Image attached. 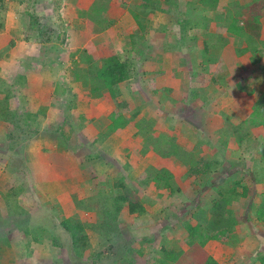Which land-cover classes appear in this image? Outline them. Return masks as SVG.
Returning a JSON list of instances; mask_svg holds the SVG:
<instances>
[{
    "label": "rangeland",
    "instance_id": "rangeland-1",
    "mask_svg": "<svg viewBox=\"0 0 264 264\" xmlns=\"http://www.w3.org/2000/svg\"><path fill=\"white\" fill-rule=\"evenodd\" d=\"M255 1L264 0H250L249 3ZM92 2L93 0H6L5 8L0 9V33L9 31L11 39L7 49L0 47V62L10 64L6 68L9 80L2 77L0 79L7 82L11 89V97L6 100L9 113L13 118H19L18 126L17 123L13 125L11 121L6 122L5 109L0 112V139L3 137L10 147L18 148L20 143L36 136L55 138L59 147L73 155L75 170L78 171L74 177L72 203L66 209L58 208L59 201L53 192H41L36 185L28 184L20 189V183H17L11 194H6L9 192L7 184L4 185L8 177L4 178L6 182L0 181L3 182L0 186V264H163L161 259L167 257L166 252H185L188 249L187 224L196 226L213 219L209 211L210 203H219L226 210L233 211L235 219L239 221L233 233L242 230L254 236L263 232L259 231L257 212L264 206V193L257 191L253 176L242 180V173L263 172L256 179L264 177V165L261 166V161L264 162V147L260 150L264 146V128L253 127L242 149L234 145L232 140L225 150L216 144L217 132L214 131L213 124L218 121L217 107L213 112L210 111L213 109L209 104L210 93L204 92L196 100L189 99L188 107L183 109L179 97L173 100L167 98L169 93L162 92L165 89L163 84H166L160 78L162 73L149 72V60L143 63V54L156 51L172 54L166 73L170 74L172 71L174 75L178 68L181 70L180 64L185 59L189 64L188 71L191 72L189 77L193 79L190 81L189 91L193 92L194 89H201L199 79L202 76L208 78L213 71L210 65V60L215 56L213 49L209 44L204 48L203 42L197 44L195 39L192 44H189L190 39L187 44L178 46L176 41L181 32L178 26L181 17L177 14L167 16L161 10L147 9L143 16L144 29L141 31H145L148 25L160 32L159 28L168 24L171 28H167L165 35L161 33L156 39L158 45L164 42L167 45L164 44V48H158L157 45L150 49L146 36L152 34L145 32L147 34L141 36L138 33L141 37L133 43L131 57L119 50L120 57L132 62L140 74L121 88L124 93V97L120 98L121 106L111 99L107 91L101 99L90 98L89 88L72 79L77 65L82 69L89 67L85 50H90L92 56L95 55L92 47L94 43L91 42L86 49H75V45L71 44L70 30H79L82 25L81 30H88L91 23L77 13L71 14L69 8H74L75 12H87V6ZM227 2L228 0H222L221 4L226 5ZM245 2L248 3V0ZM133 13L141 14L138 5L133 6ZM197 17L200 16H195L194 20ZM96 19L99 21L94 16L92 22L97 23ZM133 19V23L137 25L135 17ZM33 21L40 29L41 36L28 32V26ZM93 27L92 32L96 35L104 31L95 24ZM167 36L170 41L166 42ZM209 39V36L207 39L200 38L206 41ZM142 42L144 48L141 46ZM188 44V49H183ZM31 67L35 70L28 73ZM255 68L264 71L262 66ZM19 76H25L27 80L24 81L35 90L29 91L32 100L21 90L26 86L20 83L24 81ZM221 82L227 87L233 83L232 80ZM235 82L245 83L240 80ZM55 85L59 88L52 94L53 103L46 106L48 103L44 102L43 105L41 99L45 96L40 95L41 89H54ZM216 87L217 84L214 87L217 92ZM242 98L245 102L244 109L251 108V101L256 99L249 97L246 102L247 98ZM221 99L226 105L225 99ZM125 100L134 104L133 112L139 111L133 124L120 133L109 135L105 134L107 126L104 131L99 130V135L93 136V128L103 126L98 121L101 110L109 115L116 108L124 109L127 104ZM51 107V123L46 124L48 115L42 116V113L35 111L48 112ZM249 114L250 112L242 113L240 117L236 115L230 121L235 125L239 118L245 115L248 117ZM107 117L106 124H110L109 116ZM140 119L148 120V125L153 130L152 138L155 139H149V150L145 147L146 142L137 135L136 123ZM228 136L223 134L221 140H226ZM229 137V140L234 139L231 135ZM132 153L133 171H130V164L126 165L125 161L130 159ZM215 154H220L225 162L216 170L214 186L207 187L204 176L189 175V172L193 162L204 158L208 160ZM161 172L172 175L171 188L157 187L151 181V178ZM230 178L235 180L234 184L239 183L235 195L232 194L233 182ZM125 189L137 196L133 198L134 202L144 206V213L138 214L139 220L134 224L133 217L137 215L123 210L117 213L116 206L125 202L113 200L114 197L123 195ZM103 191L107 195L101 197ZM102 199L103 202L99 204ZM78 203H83V209L78 208ZM106 211L110 213L109 216ZM245 217L249 218L248 224L244 223ZM65 219L69 220L71 227L78 223L84 225V231L71 237L61 225ZM29 233L40 237L41 242L26 240L32 236ZM82 236L87 237L86 241L78 238Z\"/></svg>",
    "mask_w": 264,
    "mask_h": 264
},
{
    "label": "crops",
    "instance_id": "crops-1",
    "mask_svg": "<svg viewBox=\"0 0 264 264\" xmlns=\"http://www.w3.org/2000/svg\"><path fill=\"white\" fill-rule=\"evenodd\" d=\"M94 1L95 0H93L92 3L88 4V8H86V10H90L91 6H93ZM205 1L207 0H153V2H155L159 7L156 11L161 10L163 15L167 16L177 14L179 17H181V23L179 22L178 24V26L181 28V32L179 33L178 41H176V44H178V46L183 43L187 44L190 39L191 40L189 44L193 43V39L196 40L197 44L201 43L202 41L204 48L209 44V47L212 48L215 52V56L212 58V60L215 61L217 59V64H225V71L221 73V76H219L217 80L211 81L208 87L200 85V90L194 89L193 92H191L189 91V84L193 79L191 76V78L189 77L191 72L189 73L188 71L189 64L185 59L180 64L182 66L181 70H179L178 68L177 73L174 75L172 71L170 72V74L166 73L168 72V64L170 62L172 54H161L162 51L143 54V63L149 60L151 64L149 72L155 71L162 73L160 78L162 79V81H166V84H163V88L168 89L167 93H169V96H167V98L176 100L179 97L178 100H180L183 109L188 107V97L191 94H198L197 98L193 99L196 100L199 98V95L203 96L205 94L204 92L208 91L210 93L209 104L210 108H213L210 111L213 112L217 107L216 115L219 119L217 118L218 121L213 124V129L215 132H217L216 144L220 145L223 142L221 140V129H228L229 127L233 129V127L241 124L247 118L245 115L243 116V118H239V121H236L237 124L233 125L232 121L230 120L236 118V115L240 117L242 113L247 114L250 112L251 114L255 110L264 113V71H258L255 68V66H262L264 69V54L263 56L258 54L257 57H255V55L251 52L240 54V51L238 50L242 48L245 49L248 45L245 42L243 43L241 41H237L235 37H233V35L226 33V29H224L223 27V25H225V17L228 14L227 3L226 5H224L221 4L222 0H219V2L217 1V7L216 10H214L208 5H205ZM208 1L213 2L214 0ZM245 1L246 0H241L242 3H245ZM249 1L250 0H248V3ZM142 4L143 0H110L108 3L107 13L111 21V26L106 28L104 31L97 33L95 37L90 34L89 29L81 30L83 25L79 30H74V28H72L70 30L72 46L75 45V49H86L87 47L89 48V44L91 42L94 43L95 41L99 40L110 41L119 56V50H121L131 57L133 54V43H135L137 39L143 34L150 33L152 35L148 37L146 36V42H148V44L150 43V49L154 48V46L157 47L158 44L156 42V39L159 38L158 35H160L161 33L165 35V33L167 32V28L171 27L165 23L164 28H159L161 30L160 32H158L154 28L152 29L151 26L147 25L145 31L142 32L141 29H139L138 25L133 23V6H141ZM151 4L152 2H150L149 6H151ZM73 9L74 8L72 7L69 8V12H71V14L77 13L79 14V16H81V13H83V11L80 10L75 12L73 11ZM195 16L200 17H197V19L194 20ZM261 22V39L264 43V18ZM220 26L221 28H219ZM201 27H203V29ZM138 33H140L141 36ZM208 36L210 37L208 41L200 40V38L207 39ZM10 41L11 39L9 31L0 33V47H5L7 49ZM167 41H170V39H168V36L166 37V42ZM49 43L52 44L51 42ZM164 44L166 43L164 42ZM164 44L158 45V48L160 46L161 48H164ZM189 44L185 48H183V46H181V48L187 50ZM142 45L143 42L141 46ZM260 47L264 50L263 46L260 45ZM225 51H227V53H225ZM50 55L52 56L51 53ZM260 58H263L261 62H259ZM42 60H45V58H42ZM40 65H44V63H40ZM4 66L5 69L3 68ZM0 67L3 70L0 72V77L8 81L9 75L7 74L6 68L10 67V64L5 61H1ZM34 70L35 69H33L32 67L29 68L28 73L34 72ZM25 75L26 77H28L27 73ZM19 79L23 81L24 79L27 80L25 76H19ZM222 80H232L233 83L230 84L231 86L227 87L225 86V83L223 84L221 82ZM238 80L244 81L245 83L238 84L235 82ZM20 83L26 86L21 89L23 90L24 95L29 96V100H32V95L29 94V91H32L34 89L30 88L27 81H24L23 83L20 81ZM250 83H252V85H250ZM216 84L217 92L214 91V87ZM55 87L56 88L54 89H41L40 95L45 96L44 99H41L42 97L40 98L43 105L44 102L48 103L46 104V106L53 103V100L51 99L52 94L57 91L56 89H58L59 86L55 85ZM25 92H28V94H25ZM222 97L225 99L227 103L226 105L221 102ZM242 97L247 98V100L245 99L246 102L248 101L249 97H256L255 100L251 101V108L244 109L243 105L245 102L243 101L244 99ZM218 105L221 108H219ZM248 105L250 107V104ZM30 111L33 112V110ZM51 111L52 107L48 112L46 110H36L35 112L39 114L42 113V116L48 115V118L45 119V123L47 124L51 123V121L49 122V118L52 113ZM104 114L105 116H102ZM109 115L107 114V112L101 110V117L98 118V121H101L103 123V126L99 129L93 128V130H95L93 132V136L99 135V130H101L102 132L109 125L106 124L108 118L107 116ZM262 128L264 127L262 126ZM1 138L0 181L3 180L4 182H6L4 178L8 177V180L4 186H6V184L8 186L9 183L17 186V183H20L19 186L20 189H22L26 184H28L29 186L36 185L41 192L55 193L56 199L59 201V204L57 205L59 206L58 208L66 209L71 206V196L74 188L73 184L75 182L74 177L77 174L76 172H78L75 170V160L73 159V155L71 156L70 153L67 152L66 149L64 150L63 147H59V143H57V140H54L55 138L52 137L46 138L36 136L34 139L32 138L31 140L20 143V145H18V148H12V146L10 147V145L7 144V140L3 137ZM122 145L124 144H121V146ZM131 146H133L132 143ZM125 162L126 165L130 164L129 170L133 171V153L130 156V159L126 160ZM173 173L176 174V172ZM262 173L263 172H256L255 176ZM24 178L26 182L24 181ZM231 181L233 182V186H235V180L233 181V179H231ZM254 182L257 191L260 193H264V177H260L258 179L255 178ZM152 186L153 185L151 184V187ZM124 208V211L126 213V211H128V205ZM134 214H136L137 216L133 217V224L136 222V220H139V218H137L139 217V215L137 213ZM91 221L92 220L88 222L89 225ZM258 225L260 229L259 231L263 232H258L256 235L251 236L248 234V232L244 233L242 232V230H237V232L229 235V239L226 241H210L207 244L206 249L219 264H260V258L264 257V222L261 221ZM260 225L262 226L260 227ZM33 233H29V235H32L30 236V239H27L25 237L27 233H24V239L26 238V240L38 243L41 242L40 237ZM44 234H46V232H44ZM145 240L147 239H144V241ZM138 249V251H140L141 248L139 247Z\"/></svg>",
    "mask_w": 264,
    "mask_h": 264
},
{
    "label": "trees",
    "instance_id": "trees-1",
    "mask_svg": "<svg viewBox=\"0 0 264 264\" xmlns=\"http://www.w3.org/2000/svg\"><path fill=\"white\" fill-rule=\"evenodd\" d=\"M110 0H95L93 6H91L90 11L81 13L83 19H87L90 21L91 25L88 27L90 34H92V28H94V24L98 26L100 29L105 30L106 28L111 26V21L108 15V3ZM128 1V0H123ZM219 0H214L213 2L205 1V5L216 10L217 4ZM150 2H152L151 6H149ZM204 3V2H203ZM246 3V5H245ZM242 3L241 0H228L227 9L228 14L225 17V25H223L224 29H226V33L233 35L237 41L245 42L248 46L247 48L239 49L240 54L245 52H251L255 55V57L259 55L263 56L264 50L260 47L263 46V41L261 39V27H262V19L264 18V1L253 2L251 4L247 2ZM6 4V0H0V9H4ZM100 4V5H99ZM234 6V7H233ZM159 7L153 0H143V4L139 6V11L141 14H134L135 22L138 27L144 29V20L143 16L146 13L147 9L152 11H156ZM226 8V7H225ZM232 8V9H231ZM94 16L99 18L97 23L92 22ZM33 18V17H32ZM34 20V19H33ZM94 23V24H92ZM28 32L33 33L34 35L38 34L41 36L40 29L36 26L34 21L28 26ZM92 36H96L95 33ZM51 41V40H49ZM93 49L96 52L95 55L92 56L90 50H85V57L89 59V67L86 69H82L80 65H77L76 69L73 71L74 78L72 79L74 82H82L85 87L89 88L88 96L94 99H101L105 96V92L109 94L113 101L120 105L122 102L120 101L121 97H124V93H122L121 88L126 84L130 83L134 80L138 75H140L132 62L127 60H123L115 50L114 46L110 41H95ZM93 51V50H92ZM94 52V53H95ZM217 59L210 60V65L212 66V72L206 78L202 76L200 81V85L204 87H208L211 81H215L221 76L225 70V64H217ZM211 77V78H210ZM153 80V79H152ZM154 87V85H152ZM11 89L7 86V83L3 82L0 79V112H3L5 109L4 118L6 122L11 121L14 125L17 123L18 116L12 117L9 113V107L7 101L11 97ZM168 92V89L162 90L164 93ZM158 92V91H157ZM160 92V91H159ZM198 94L193 93L188 97L189 99L197 98ZM127 104L124 109L116 108L110 115L109 120L110 124L108 125V131L105 132L109 134H116L122 132L124 129L133 124V121L139 115V111H135L134 104L125 100ZM128 114H132L128 116ZM13 115H15L13 113ZM2 116H0L1 119ZM15 121V122H13ZM149 121L146 119H140L139 122L136 123L137 135L142 138L146 143L145 147L149 150V139L152 138L153 130L151 131L150 126L148 125ZM151 124V123H150ZM18 126V123H17ZM263 126L264 127V113H261L258 110L252 112L241 124L233 127V129H221L222 135L226 134L227 136L231 135L234 139L229 140V136L226 140H224L220 147H224L225 150L228 148V145L232 140H234L235 145L242 149L243 143L246 141L245 139L249 137L251 133V129L253 127ZM22 128H19L21 130ZM226 130V132H224ZM105 138V137H104ZM160 139V138H159ZM159 141V140H155ZM264 146L260 147V150ZM261 160V159H260ZM225 162L224 158L220 154H215L208 160L201 159L199 161H195L192 163L191 172L189 175L194 176H204L205 177V186H214L213 183L216 180L217 168L222 166ZM261 166L264 165V162L261 161ZM163 173V174H162ZM256 172H247L246 174L242 173L243 178H247L249 176H255ZM124 181V178H122ZM173 179L172 175L169 172H161L157 173L155 177L151 178V181L155 183L157 187H165L171 188V180ZM235 182V186H233L232 194L235 195V190L239 186V183ZM163 184V185H162ZM15 186L11 183L7 186V190L9 194H11L12 187ZM14 188V187H13ZM123 195L114 197L113 200L125 202L120 206H116L117 213H120L122 210L124 211V207L128 205V211L131 214L137 213L142 215L144 213L143 207L138 203L134 202L133 198L137 197L128 192L125 189ZM101 197H104V194L107 195V192H102ZM110 194V193H109ZM112 198V197H110ZM103 202L99 201V204ZM86 203V202H84ZM87 204L90 202L87 201ZM210 206V214L213 216V219L206 223L201 222V224H197L196 226H191L189 224L186 225V230L188 232V236L186 238V242L188 245V249L183 252H166V258L161 259L163 264H219L207 251L206 246L210 241H226L229 239V235H231L236 226L239 225V221L235 219V215L232 210H226L224 207L220 206V204ZM212 206V207H211ZM78 208L83 209V203H78ZM109 216L110 213L106 211ZM257 219L259 222H264V206L257 212ZM249 218H244V223L248 224ZM205 223V224H204ZM64 230L71 234L72 236H77L84 231V225L78 223L77 226L71 227L69 220H63L62 224ZM74 236V237H75ZM82 236L78 237L79 239L86 241L87 237ZM260 264H264V257H261L259 260Z\"/></svg>",
    "mask_w": 264,
    "mask_h": 264
}]
</instances>
